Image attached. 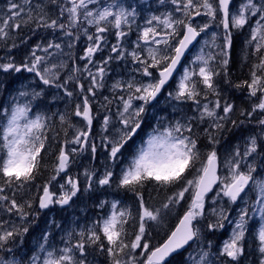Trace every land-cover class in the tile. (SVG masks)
<instances>
[{"label":"snow or ice","instance_id":"obj_1","mask_svg":"<svg viewBox=\"0 0 264 264\" xmlns=\"http://www.w3.org/2000/svg\"><path fill=\"white\" fill-rule=\"evenodd\" d=\"M159 3L165 5V0H159ZM169 4L171 10L160 14L152 12L143 17L136 7L126 5L123 0H39L38 3L7 0L6 10L0 13V44L8 47L11 40L10 47L17 48L15 34L25 27L34 29L33 35L40 29L50 31L54 39L35 44L19 64L11 55L0 63V72L6 75L26 71L42 82V86H37L39 90L21 83L9 91L8 85L0 79V211L15 213L26 221L18 226L0 220V264H94L96 253L103 254L108 264H164L167 257L189 245L190 241L198 246L203 243L197 259L193 260L189 253L192 264H252L250 257L254 253L259 254L256 264H264V223L255 234L254 243L250 244L248 240L252 217L258 213L264 221V0H239V3L236 0H169ZM138 17L144 20L142 27L135 24ZM134 24L137 39L128 52L124 42L133 32ZM213 26L217 31H211ZM246 26L249 35L244 43L252 51H246L244 59L247 62L250 55L253 57L249 78L232 84L229 64L234 35L243 32ZM202 33L209 35L210 40H205L200 54L184 69L174 97L173 93L168 96L195 104L196 119L208 124L204 134L212 150L201 152L199 138L193 132V120L185 116L182 120L170 121L162 130L154 129L146 144L139 146L118 176L111 166L105 167L102 173L85 168L80 174L68 175L75 156L89 152L95 158L97 142L92 138V127L98 117L102 119L103 130L100 147L108 150L107 159L113 164L120 159L122 150L142 127L146 106L157 99L189 45ZM82 35L87 38L84 54L79 57L85 61L84 67L76 66L63 77L60 72L67 64L54 61L59 56L71 59L74 41H79ZM108 35L116 39V44L110 46L115 57L109 55L102 63L94 62L96 53L107 46ZM177 37L182 38L177 40ZM61 38L63 47L62 43L56 42ZM65 47L69 49L68 53L64 52ZM37 50L43 51L44 55H37ZM125 54L136 63L135 71L150 79L147 82L135 77L117 80L112 88L127 94L119 96L122 107L112 114L108 108L112 101L104 97L107 103L100 107L107 114L101 117L90 99L94 100L96 90L104 87L108 63L114 58L124 59ZM153 70L158 71V76H153ZM77 73L86 74L87 87L79 82ZM221 77L225 84L245 89L249 102L256 100L251 103L250 110L240 108L235 119L232 117L237 106L222 95ZM69 81H74L79 89L77 98L80 102L75 104L71 114H53L59 116V127L64 131L65 138L61 141L58 139L60 132L50 136L54 131L52 117L39 110L38 101L46 95L43 86L63 89L67 97H72L73 92L68 91ZM135 101L141 103L137 105ZM70 116L81 118L83 127L71 124ZM113 116L120 124L118 129ZM226 124L242 133L249 128L257 130L244 137L243 151L236 146L225 157L223 167L228 175L221 179L217 175L221 161L215 145ZM68 129H74L70 140ZM53 144L59 145L55 149L58 154L54 156L53 175L38 188L42 192L38 197L40 209L53 205L71 207L74 198H86L100 189L114 186L117 191L134 194L136 214L133 215L132 209L119 199L99 200L96 206L107 208V212L86 227L66 230L61 237L62 247L52 243V233L46 230L37 242L38 251L25 252L23 237L35 217L31 211L32 201L23 197L18 201L17 192L28 188L41 175L46 167L45 155ZM258 168L261 171L257 174ZM61 173L64 183L59 184L61 191L57 194L50 190V185ZM185 173L192 174V178ZM218 180L222 186L212 198L213 202L222 194L230 204L243 201L244 207L239 209L235 220L229 219V208H212L215 221L207 223L202 231L199 224L205 219V197ZM147 185L176 190L156 207L146 199ZM6 190H11V195L5 194ZM186 193L190 203L179 225L162 246L150 250L149 228L162 225L165 216L185 200ZM251 193H255L254 198ZM28 217L33 218L28 220ZM225 222L234 227L228 239L213 250L212 242L204 241V232L223 229ZM50 224L59 227L54 219ZM129 228L133 231L129 232ZM250 247L252 252L248 251ZM146 252L149 253L146 261H141L139 256Z\"/></svg>","mask_w":264,"mask_h":264},{"label":"rangeland","instance_id":"obj_2","mask_svg":"<svg viewBox=\"0 0 264 264\" xmlns=\"http://www.w3.org/2000/svg\"><path fill=\"white\" fill-rule=\"evenodd\" d=\"M18 3H22L23 0H16ZM39 0H33V3H38ZM108 2H111V0H108ZM123 2L128 5H132L133 7L137 8V11L140 12L141 16L146 17L150 13L155 12L156 14H160L161 12H165L168 10H171V5L169 4V0H165V5H161L159 3V0H123ZM236 3H239V0H236ZM7 8V0H0V13L5 11ZM198 21L200 18H196ZM203 22V21H201ZM253 25L255 23V18L251 22ZM135 24L141 25V27L144 25V20L141 19L140 17L137 18ZM135 24L133 25V32L129 35L128 40L124 42V47L128 49V52L132 50V48L135 46V42L137 39V33L135 30ZM23 30V31H20ZM20 30H17L15 34V40L21 36L22 38H25L27 32H29L30 35L36 36L34 38V41L31 43V49L35 46L37 43H41L42 41H47L54 39V37L51 35L50 31H46L43 29H40L36 31V34L33 35L34 29H30L28 27L22 28ZM211 31H217V29L213 26ZM28 34V35H29ZM249 32L248 28L246 26L245 30L241 33H236L234 35V43H233V48H232V57L231 61L229 64V79L231 80L232 84L239 83L245 79H248V71L250 68V65L253 61V57L250 55L248 57L247 62L244 59L245 52L251 53L252 49L248 48L245 45V39L248 38ZM181 37H177L176 39H180ZM63 38L57 39V43H62ZM205 40H210V36L202 33L197 39L193 42L192 45H190V48L187 50L186 54L184 55L183 59L186 57V64L183 66L181 71L177 74V78L173 80L171 83H167L164 88L161 90L160 94L157 96V99L154 101H151L145 108V112L143 113V124L142 127L138 130L137 134L135 135L138 140H141V144H146L147 140L149 137L153 134V130L156 128H160L161 130L164 127H168L170 121H175V120H182L183 117H190L193 120V132L196 137L199 138V143L198 147L200 148L202 153H207L212 150L209 144V140L206 138L204 134V129L208 127L207 123H201L199 122L196 118L198 116V111L196 110L195 104L192 102H184V101H177L173 97L175 95V92L177 91L179 80L181 76L183 75L184 69L188 68L192 62L195 60V57L200 54V49L204 47V42ZM9 42H12L11 40ZM8 42V44H9ZM116 44V39L113 35H108L107 37V46L103 47L102 51L97 52L95 57H94V62L97 63H102L104 60L107 59L109 55H112L115 57V53L110 52V46ZM87 46V38L85 36H81L79 41H74V47L72 48V58L68 59L67 56H59V59L57 63L63 62L67 64V67L64 68L61 72L60 75L63 77H66L67 75L70 74V70L73 69L76 66H79L81 69H83L85 61L81 60L79 57L83 56L84 54V49ZM0 47H5L3 44H0ZM10 44L8 47L9 48ZM63 47V44H62ZM194 48L193 51H189L191 48ZM29 51V53H30ZM49 51L55 52L54 49H50ZM65 53L66 50L64 49ZM37 53H42L44 55L43 51L37 50ZM22 62V60L20 61ZM89 68L92 69L93 72H95V68L92 67V65H89ZM136 68V63L131 60L130 56L125 54L124 59H113L110 61L107 65V71L106 75L104 78V87L101 89H97V95L94 98V100L90 99V102L93 103V108L94 110H99L101 113V117L105 114V110L100 107V105L106 104L107 102L104 100V97H108L109 101H112L111 104H108V108H110L111 113L115 114L117 111L118 107H122L120 102H116V97L119 95H127L126 92L120 89L114 90L112 88V85L117 81V80H124L127 81L131 79L132 77H135L136 80L140 81L143 80L144 82H147L150 78L143 77L141 73L135 71ZM32 76H30V73L26 71H22L21 73H12L9 74V77H7L6 74L0 72V77H5L7 81L5 83L8 85V90L11 91L13 87L19 86V84L24 83L27 84L32 80L33 82H36L38 77L35 76V74L31 73ZM79 77V82L84 83L87 87L89 81L86 78V74L81 76L80 73L76 74ZM153 76L156 77L158 76V71L153 70ZM220 79V87L222 90V95L228 99L230 102H233L236 106L237 109L233 114L232 118H237L239 114V109L244 108V109H249L251 107V103H255L256 100L253 99L251 102H249L247 98V93L245 89H236L229 84H225L223 82V78ZM39 81V79H38ZM37 81V82H38ZM41 82V81H39ZM42 84V82H41ZM37 87V86H36ZM48 87V86H45ZM68 87H70V90L73 92L72 97H67L64 93L63 89H56L54 88V96L55 100H53L50 96V99L55 101V103L52 106H56L55 111L50 108V111L52 113H48L49 116L52 117L53 120V128L56 132L61 131L60 136L62 138H65L64 131L59 127L60 121H59V116L58 115H53L55 113H67L71 114L74 111V106L75 104L79 103L80 100L75 97V94L79 93V89L75 87V82L74 81H69L68 82ZM39 89V87H37ZM63 93V94H62ZM168 93H173V97H169ZM59 100H61L63 103H59ZM135 104H140V101H135ZM45 103L44 101L40 102L39 110L43 111ZM170 108V110H169ZM36 109L34 108V111ZM148 110H151L149 112ZM113 119L115 121V127L118 129L120 128V124L118 122V119H116L115 116H113ZM70 123L76 125L78 128L83 127V124L81 122V118L79 117H73L70 116ZM101 123L102 119L98 117L92 127V132H93V137L96 142H97V152L95 154V158H92L91 154L89 152H84L83 154L77 155L74 158V162L71 164V166L68 169V172L71 171L72 174L70 175H76L80 174L84 171L85 168L89 169H96L98 170V173H102L105 167L111 166L113 172L115 174L120 173L121 169L125 167V163L127 162V159L129 158L127 155V150L126 146L122 150L123 155L120 157L118 161L113 164L112 161L107 159V149L105 148H100V142H101V134H102V129H101ZM257 129L255 128H249L247 132H241V130L233 129L231 124H226L224 131L219 133L218 139L219 143L215 145V150L217 151L218 156L220 157L221 161V166H220V177L223 179L225 176L228 175L227 169L223 167V161L225 157H227L236 146H240L241 151H243V142H244V137L253 134ZM74 132V129H68L67 132V138L70 140L72 137V134ZM0 134H2V126H0ZM134 136V137H135ZM136 142V141H135ZM133 150V149H132ZM51 149H49V153L46 154L45 160L46 163L50 165V168L52 169V166L55 164V159L50 156ZM88 156V159L84 160V156ZM90 163H93L90 164ZM199 167V165H197ZM53 170V169H52ZM260 169H257V174L260 173ZM185 175L188 176L189 179L192 178V174L190 173H185ZM81 181H83V176L81 175L80 177ZM57 183L53 182L52 184V189L53 192L59 193L61 190L59 188V184L64 183V174L61 173L59 177H57ZM151 185H147L145 188V193H146V199L148 203L154 205L156 207H159L161 203L165 202L166 197L172 195V192L175 191L176 189H160L152 185L150 192H153L157 197L154 201V198L152 195L147 196V188L150 187ZM221 181L219 184L216 186V188L208 195L205 197V219L200 221L199 226L201 227L202 231L204 230V226L207 223L214 222L215 217L211 215V209L212 208H219V207H225L229 208V219L235 220L237 216V212L239 211L240 208L244 207L243 201H238L236 204H230L228 201L227 197H224L221 194V197L216 199V202H213V197L217 191L220 190L221 187ZM113 189L115 192L117 190L113 186ZM33 190H31L30 186L26 189H21L19 192H17V199L18 201L23 197L24 200H33L35 198V195L31 193ZM122 193V198L128 199L127 197V192L124 190H119ZM5 194L11 195V190H6ZM42 195V192L38 191V197ZM253 198L255 196V193L250 194ZM110 195L106 196L107 200H112L109 198ZM189 194H185V200L181 201L179 205L174 207L164 218L162 225L158 226V230L156 232V235L154 237V241L157 243H161L165 240V238L168 236L169 233H171L175 226L178 224L179 220L183 217L184 212L187 210L188 203H190V200L188 199ZM90 198L87 199V202L90 206V208L96 207V204L99 200L105 199L102 197L98 191L94 192ZM79 198H74L72 204V210L68 212L69 207L65 206L61 208L60 205H53L50 207H54L53 210L47 211L46 209H40L38 206V201L33 202L32 201V209L31 211L33 212V215L35 219L41 218L43 220L44 226L43 229L39 232H37L34 235V232H32V226L31 224L29 226V232L24 235V238H27V240L35 244L34 249L32 252L38 251L37 248V242L39 241V238L41 234L46 231L50 230L52 233L51 236V241L54 245L58 247H62L61 243V237L65 235L66 230H71L73 228L79 230L80 228L84 227V223L82 220H90L92 218L91 214L89 212H85L79 208H75L74 206L76 203H78ZM22 202V201H21ZM154 202V203H153ZM135 207L132 209L133 214H136L137 210V202H136V197H135ZM249 203H251V200H249ZM60 208V209H59ZM58 209V217L61 219L58 221V229L54 232H52L51 227H50V221L53 220L52 217L55 218V210ZM46 210V211H45ZM33 217H28V220H31ZM0 220H5L8 221L11 224H16V225H22L25 224V220H21V218L16 215L15 213H6L0 211ZM61 223V224H60ZM131 223V221H130ZM196 223V222H194ZM264 223V221H261V218L258 213H256L253 217L252 220L250 221V235L248 237L249 243L252 244L254 243V236L256 233H258L259 227L261 224ZM234 227L232 224H228L225 222V228L223 229H217L213 232H204V241H211L213 245V250L215 248L219 247L222 245V243L228 239L231 229ZM133 229L131 228V232ZM34 235V236H33ZM258 243V241H255ZM150 248H155L154 243L149 245ZM157 246V245H156ZM203 246V243L201 242L200 245L198 246L197 243H191L187 245L184 250H182L181 254L176 256L175 264H192V261L189 259V253H191V256L194 259L198 258V252L200 247ZM253 251V249L251 248ZM140 251L139 249L137 252ZM146 258L149 253H144ZM253 255H256L257 257L259 256L258 253H254ZM144 259H141L142 261H146ZM105 260L107 258L103 256L102 259L100 260H95L94 264H106ZM252 261V264H256V261ZM171 260L169 261V263ZM173 264V263H172Z\"/></svg>","mask_w":264,"mask_h":264},{"label":"trees","instance_id":"obj_3","mask_svg":"<svg viewBox=\"0 0 264 264\" xmlns=\"http://www.w3.org/2000/svg\"><path fill=\"white\" fill-rule=\"evenodd\" d=\"M20 31H23V30H20ZM28 34H29V32L24 34V35H26L25 38H22L21 36H19V38H17L15 40V43L18 45V47L15 48V49H12L11 47H9V48L0 47V63L5 62L8 55H11V56L15 57V61L18 64L20 63L21 60L22 61L25 60V58L29 55V51L31 49V43L34 41V38L36 37V36H32L30 34L28 35ZM28 37H31V38L29 39ZM12 42H9V44L11 45ZM37 55L43 56L42 53H37ZM7 77H9V74H7ZM35 85L36 86H41L42 84H41V82L38 81V82L35 83ZM53 90L54 89L52 87L51 88H49V87L46 88L47 93H50ZM51 107H52V105L46 103L44 105V107H43V111L46 112V113H52V111H50ZM59 132L61 133V131H59ZM55 134H56V131L54 130L53 132L50 133V136H55ZM58 139L61 140V141L63 140L62 136H59ZM58 147H59L58 144H53V147L51 148V153H50V156L52 158H54V156L56 154H58L55 151V149L58 148ZM44 163H45L46 167L44 169H42L41 175H39L37 177V179L33 182L32 185H30L31 190H33L31 193H33L35 195V198L32 200L33 202H37L38 201V188L40 186H43L46 183V181L49 179V177L51 175H53V170L50 168L49 163L47 164L46 160L44 161ZM150 195L153 196L154 201H155L157 196L153 192H147V196H150ZM126 198H128L125 201L126 202V206H129L131 209H133L135 207V204H136L135 203L134 194L131 193V192H127V197ZM41 221L43 222V220L41 218L35 219V222L33 223L32 227L34 228L37 225V228L39 229V231H41L43 229V226H44V225L41 224ZM158 226L159 225H156V226H153V227L149 228V233H150L149 238H148L149 239V245L154 243L155 247H157V246H159L161 244V243H157V242L154 241V237H155L156 232L158 230ZM52 228L54 229V227H52ZM129 232H131V228L129 229ZM153 235H154V237H153ZM23 241H24L23 242V250L25 252H32V250L34 249V246H35V244L32 242V240L29 242L27 240V238H24ZM248 251L252 252L251 247L248 249ZM139 252L140 251H138V253ZM103 256H104L103 254L96 253L95 257L97 259H102ZM145 257H146L145 254H143V255L139 256V259L141 260V259H143ZM257 258L258 257L256 255H252L250 257V259L253 260V261H257ZM175 260H176V257H173L171 262L169 263V261H170L169 260L166 264H172V263L175 264ZM105 263L108 264L107 260H105Z\"/></svg>","mask_w":264,"mask_h":264},{"label":"water","instance_id":"obj_4","mask_svg":"<svg viewBox=\"0 0 264 264\" xmlns=\"http://www.w3.org/2000/svg\"><path fill=\"white\" fill-rule=\"evenodd\" d=\"M193 42H194V41H193ZM192 44H193V43H192ZM192 44H191V45H192ZM189 48H190V45H189L188 49H189ZM188 49H187V50H188ZM187 50L185 51V54H186ZM189 51H190V50H189ZM185 54H184V55H185ZM183 57H184V56H183ZM183 57L181 58V61L183 60ZM175 74H176V71L173 73V75H172V77L169 79L168 83L172 80V78L174 77ZM218 169H219V168H218ZM218 169H217V175H218ZM218 182H219V180L217 181L216 184H218ZM216 184L213 186V188L216 186ZM212 190H213V189H212ZM209 193H210V192H209ZM166 241H167V240H166ZM166 241H165V242H166ZM165 242H164V243H165ZM164 243H163V244H164ZM163 244H162V245H163ZM162 245H161V246H162ZM185 247H186V245H185ZM185 247H184V248H185ZM184 248H183V249H184ZM183 249L178 250L176 253L180 252V251L183 250ZM176 253H173V254H171L170 256H172V255L174 256ZM170 256H169V257H170ZM167 258H168V257H167Z\"/></svg>","mask_w":264,"mask_h":264},{"label":"bare ground","instance_id":"obj_5","mask_svg":"<svg viewBox=\"0 0 264 264\" xmlns=\"http://www.w3.org/2000/svg\"><path fill=\"white\" fill-rule=\"evenodd\" d=\"M186 60L187 59H183L182 61H180V64L177 65L176 73H179V71H181V69L183 68V66L186 64Z\"/></svg>","mask_w":264,"mask_h":264}]
</instances>
